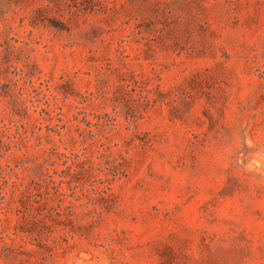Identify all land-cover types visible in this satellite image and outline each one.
Returning <instances> with one entry per match:
<instances>
[{"label": "rangeland", "instance_id": "374dc122", "mask_svg": "<svg viewBox=\"0 0 264 264\" xmlns=\"http://www.w3.org/2000/svg\"><path fill=\"white\" fill-rule=\"evenodd\" d=\"M0 264H264V0H0Z\"/></svg>", "mask_w": 264, "mask_h": 264}]
</instances>
